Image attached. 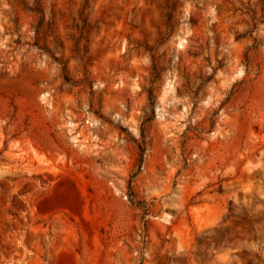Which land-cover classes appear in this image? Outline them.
<instances>
[{"label":"rangeland","instance_id":"rangeland-1","mask_svg":"<svg viewBox=\"0 0 264 264\" xmlns=\"http://www.w3.org/2000/svg\"><path fill=\"white\" fill-rule=\"evenodd\" d=\"M0 264H264V0H0Z\"/></svg>","mask_w":264,"mask_h":264},{"label":"trees","instance_id":"trees-1","mask_svg":"<svg viewBox=\"0 0 264 264\" xmlns=\"http://www.w3.org/2000/svg\"><path fill=\"white\" fill-rule=\"evenodd\" d=\"M31 10H33V11H36V12H42V10L41 9H39V8H30ZM133 196H134V193H133V191H131V194H130V200H131V202L132 203H134V204H143L141 201H135L134 199H133Z\"/></svg>","mask_w":264,"mask_h":264}]
</instances>
